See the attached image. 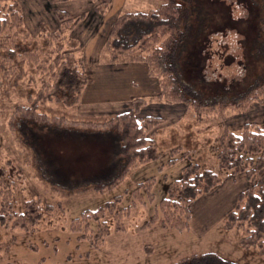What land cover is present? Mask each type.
Returning <instances> with one entry per match:
<instances>
[{
  "label": "rangeland",
  "instance_id": "1",
  "mask_svg": "<svg viewBox=\"0 0 264 264\" xmlns=\"http://www.w3.org/2000/svg\"><path fill=\"white\" fill-rule=\"evenodd\" d=\"M194 1L197 8L200 3L205 19L203 26L198 19L197 37H204L200 42L201 48L199 44L188 48L190 38L180 45L177 57L180 77L184 81L188 80L187 83L203 99V95L237 94L240 92L238 85L231 90L228 86L242 81L247 61H257L254 46L259 45V36L257 40L252 37L256 26L251 10L243 0ZM16 2L20 5L26 28L33 34L38 33L41 22L49 30L58 28L60 19L55 13L57 9L70 16H82L71 29L65 25L59 26V29L68 31L77 40L78 43H75L78 50L81 49L88 82L79 102L72 108H65L61 103H48L53 107L49 108L50 112L64 118L61 121L64 124L62 128L39 126L40 129L33 130L25 127L21 140L16 139L13 131L8 133V120L13 115L1 100L0 170L7 175L6 179L13 182L12 212L15 216L21 214L24 201L36 198L40 201L43 217L39 228L34 231H23L0 223V264H185L189 257L206 252L235 260L238 264H264V252L240 244V237L244 234L242 229L224 227L227 212L234 208L239 193L251 183L242 173L233 174L220 168L215 148L223 126L237 134L245 123L264 129V94L251 99L243 108L221 109L215 106L218 111L207 107L199 113L184 103H175L178 105L174 106L165 103L168 110V105L177 109L165 112L164 118L152 115V110L159 108L155 103L161 101L160 98L141 94L153 90L145 89L141 83L132 86V93L141 95L131 97V100L140 96L148 98L137 110L136 116L141 118L151 115L162 119L153 134L159 156L147 164L129 168L114 188L96 189V182L106 181L116 173L120 155L119 137L114 132L87 134L66 122L67 118L100 121L108 117L98 113L90 117H78L75 111L78 113L81 104L87 103L85 101L104 102L112 98L108 93L110 90L106 91L101 87L102 83L94 80L98 77V71H95L96 77L89 75L90 69L93 71L103 63L114 67L116 63L123 62L121 67L124 68L114 71L119 78L130 76L131 70L125 69L127 63H142L146 76L158 82L156 77L148 74L147 66L142 61H129L124 57L112 61L105 42L112 21L120 12L147 11L165 0H71L54 4L47 0ZM194 30L195 27L190 30V34ZM88 84L89 90L93 92L91 99L86 97L82 101ZM218 84L224 88L218 89ZM159 89L158 85L156 91L159 92ZM99 93L102 96L98 97ZM131 100L126 108L121 109L122 112L132 110ZM173 147H179L180 152L189 150L190 155L177 152L174 154L176 160L167 164V160L173 157L170 154ZM188 163L198 164L200 170L216 171L220 176L219 185L209 192L200 191L190 202L191 220L187 229L164 227L160 223L142 227L143 222L154 212L158 200L166 196V186L179 177L182 166ZM149 176L155 179L152 181V200L147 199L145 189L141 188L143 201H137L133 191L137 183ZM107 203L113 208H123L122 212L127 211L120 214L121 229L115 222L118 219L108 211ZM96 207H101L103 215L96 220L83 219L85 222L80 230L84 237H77L79 232L70 229L71 219L86 209L93 211ZM100 221L102 224L105 221V224L99 226ZM84 226H87L86 229ZM97 234L105 238L96 239Z\"/></svg>",
  "mask_w": 264,
  "mask_h": 264
},
{
  "label": "trees",
  "instance_id": "2",
  "mask_svg": "<svg viewBox=\"0 0 264 264\" xmlns=\"http://www.w3.org/2000/svg\"><path fill=\"white\" fill-rule=\"evenodd\" d=\"M47 1L54 4L71 0ZM55 13L60 19L59 26L65 25L69 29L82 17L70 16L59 9L55 10ZM202 13L200 3L197 8L194 0H165L164 3L147 11L120 12L112 21L104 45L112 61L116 62L124 57L129 61L144 62L148 74L158 80L160 89L157 96L164 103H184L197 113L202 109L206 110L207 107L212 111H218L215 106L221 109L243 108L251 99L264 94V16L253 33V37L256 35L254 40L259 36L257 40L259 45L254 46L257 61H247L242 81L238 80L237 83L233 82L228 86L231 90L238 85L240 92L218 93L210 97L203 95L205 97L203 99L201 94L189 82L187 83L188 80L181 79L177 66L180 45L182 46L187 38L191 39L188 48L195 44H199L201 48L200 42L204 36L198 39L197 25L198 19L201 25H204ZM59 26L55 30H49L45 23L41 22L38 33L33 34L26 28L20 5L16 0H0V103L2 100L13 115L8 120V133L13 131L18 140L23 138L25 127L33 130L46 126L62 128L64 124L61 121L64 118L53 111L50 112L49 108L53 107L49 104L61 103L65 108H72L79 102L88 82L83 55L76 45L77 40L71 37L68 31L59 29ZM193 27L195 30L190 34ZM217 88L222 89L224 86L218 84ZM147 101L146 97L133 98L132 110L108 115L100 121L67 118L66 122L87 134L98 131L114 132L119 137L120 155L116 173L106 181L96 182L94 184L96 189L114 188L122 181L120 178L129 168L147 164L158 158L159 151L153 134L154 128L162 119L151 115L141 118L136 116L137 110ZM96 126L99 128L96 129ZM215 148L220 168L233 174L242 173L251 183L246 190L239 193L234 208L227 212L224 227L242 229L244 234L240 237V244L246 248L255 247L258 252L263 253L264 129L255 124L245 123L242 125V131L237 134L223 126ZM177 152H180L179 147L170 149L173 157L167 160V164L176 160L174 154ZM181 153L190 155L189 150H183ZM6 177L1 169L0 223L21 228L23 231L37 230L43 217L40 201L36 198L25 200L23 212L15 216L11 209L13 182ZM154 180L153 176H149L137 183L133 191L134 195H137V201H143L141 188L145 189L147 199L152 200L151 189ZM219 183L220 176L216 171L200 170L196 163L183 165L179 177L166 186V196L158 200L154 212L143 222L142 227L160 223L164 227L187 229L191 220L190 202L200 191L209 192ZM115 200L113 201L116 202ZM110 203H107V209L115 219H118L115 221L116 225H120V214L127 211L122 212L123 208L120 207L113 208ZM100 210L101 207H96L93 211L86 209L80 212L71 219L70 229L79 232L77 237H84L80 230L83 223L90 218L98 219L103 215ZM103 224L100 221L98 225ZM86 227L84 226L85 229ZM103 231L105 233V230ZM95 238L105 237L97 234ZM185 264L238 263L213 252H206L189 257Z\"/></svg>",
  "mask_w": 264,
  "mask_h": 264
},
{
  "label": "crops",
  "instance_id": "3",
  "mask_svg": "<svg viewBox=\"0 0 264 264\" xmlns=\"http://www.w3.org/2000/svg\"><path fill=\"white\" fill-rule=\"evenodd\" d=\"M88 63V61H87ZM108 63H103V65H100L99 68L95 69L92 71V69H90V77L94 74H96L98 71V77H96V75H94V77H96V79L94 80H98L99 83H102L101 87L103 86V89L110 90V97L109 100H105L104 102L100 101V102H88L85 101V98L88 97L89 100L91 99L90 95L92 92V90L90 88V84H88L87 88L85 89L83 95H82V101L84 100L87 103H83L81 104V110L77 113L76 111V115L78 117H80V115L83 116H93V115H104V116H108L111 114H114L116 112H120L122 108H126L127 105L129 104L131 97L134 96H139L141 94L143 95H157L158 91H156L157 87H158V82H156L153 78H150L148 75L146 76V72H145V66L142 63H138V62H134V63H127V67L125 68L126 70H131V73H129V77H123V78H119V75H116L114 73V71L116 70H120L124 67H121V65H124L123 62H118L116 63L117 65H115L114 67H116V69L114 67H112L113 65H107ZM126 64V63H125ZM99 66V65H98ZM141 69H144L141 71ZM139 73H141L139 75ZM141 77V78H140ZM98 78V79H97ZM126 82V84L124 83ZM140 83L143 85V87L145 89L150 88L153 91L149 92L148 94H146L145 92L143 93H132L133 91L131 90L132 86L136 87L137 85H140ZM102 96L101 93H99L97 95ZM126 98V99H125ZM124 101V102H123ZM156 106H158L159 108H155L153 111L152 115H157L159 117H164V113L168 111L171 112L172 110L177 109V107H171L172 105H168L171 107L165 108L166 104L162 101H158L155 103ZM178 105V104H175ZM174 106V105H173ZM120 111H117L119 110ZM122 112V111H121ZM165 118V117H164ZM230 209V208H228ZM227 209V210H228Z\"/></svg>",
  "mask_w": 264,
  "mask_h": 264
},
{
  "label": "flooded vegetation",
  "instance_id": "4",
  "mask_svg": "<svg viewBox=\"0 0 264 264\" xmlns=\"http://www.w3.org/2000/svg\"><path fill=\"white\" fill-rule=\"evenodd\" d=\"M243 1L247 3V7L251 10V17L255 23V26L258 25V22L261 24V19L264 16V0H243ZM218 12L221 13L220 11ZM255 30H256V27H255ZM246 37H248L247 34H246Z\"/></svg>",
  "mask_w": 264,
  "mask_h": 264
}]
</instances>
